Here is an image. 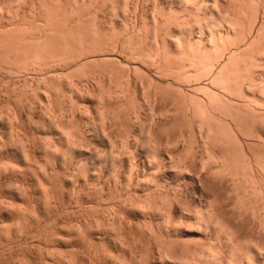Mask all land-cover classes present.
I'll list each match as a JSON object with an SVG mask.
<instances>
[{"label": "bare ground", "instance_id": "1", "mask_svg": "<svg viewBox=\"0 0 264 264\" xmlns=\"http://www.w3.org/2000/svg\"><path fill=\"white\" fill-rule=\"evenodd\" d=\"M35 1L39 6L32 4L38 8L31 4L29 14L23 10L31 21L25 14V21L22 17L17 24H11L13 27L8 25L9 29L0 25L6 29L0 28V75L6 74L11 79L5 80V90L0 93L5 104L1 107L0 101V126L10 130L6 133L9 138L3 136L13 141L8 145L14 141L22 144L24 137L20 135L24 132V136L27 133V138L30 137L27 129L31 127L47 128V131L58 128V132L64 133V136L60 134L61 140L65 137L67 149L74 150L79 158L65 155L73 153L63 152L64 147L59 152L61 158L71 157L67 158L71 162L63 161L66 164L62 169L76 163L72 174L75 179L70 181L76 182L82 176L83 186L79 190L84 192L85 201L78 190L76 204L85 203L86 207L76 220L74 212L56 208L63 202L56 193L57 170L48 160L52 154L57 157L56 149L61 151L55 145L58 139H53V147L50 142L46 144L52 147L48 150H43V146L51 138L41 142L43 157L48 152L51 154L50 158L40 155L44 159L41 163L46 165L43 167L41 159L32 157L29 149L22 150L27 148L25 137V147L20 145L24 152L21 157L25 158L22 162L30 165L33 158L34 164L35 161L41 164H36L37 167L47 169V162L51 169L54 165L50 178L55 185L48 179L49 169L44 176L42 168L32 166L33 163L30 166L34 169L28 166L29 171L34 170L31 172L35 178L41 174L36 185L42 187L43 180H49L50 188L45 184L46 189L43 187L41 192L44 204L40 203L44 206L40 213L34 208L38 204L31 205L32 196L30 199L25 194L27 186L20 184L21 191L10 189L13 190L10 194H16L22 201L17 202V208L11 207L10 202L5 212L17 209L14 212L22 220L10 218L13 225H18L13 226L17 230L10 229L12 224L0 226L2 229L8 226L5 232L16 231L12 239L10 231L5 239L9 242L0 246L3 253L0 264L5 250L11 251L14 245L21 247L28 239L36 240L35 233L38 237L45 231L43 226L56 224L63 214V222L69 225H66L68 238L84 244L86 255L83 253L79 259V253L80 256L59 252L57 255L54 251V255L46 252L47 255L35 258L10 255L11 259L6 256L4 262L8 259L12 264H264V0H147L151 1L149 16L143 15V8L142 14H138L140 0H79V4L77 0ZM129 2L134 16L132 20L128 17L131 23L125 18L129 14ZM19 3L13 9L14 16L17 13L15 19L21 9L16 6ZM171 3H176L179 9H173L177 6L171 7ZM106 6H109V18L107 14L101 17ZM7 7L11 13L12 8ZM34 75L39 81L33 86ZM56 77H59L57 82ZM75 77L79 79L75 81ZM58 82L61 85L57 88ZM63 82L71 88L68 93L61 88ZM73 93L81 103L72 98ZM68 99L72 117L79 111L84 116L90 115L92 103L95 105L97 114L88 117V124L92 125L89 133L83 134L69 120L72 130L67 131L68 125L66 130L61 129ZM33 114L40 116L34 119ZM38 135V139L33 136L40 142L41 134ZM33 136L28 141H34ZM5 139L3 142L0 138V146L9 142L5 143ZM84 140L91 146L99 141L106 149L95 157V148L93 153L84 150ZM8 145L5 146L11 147ZM82 157L91 161L90 174L84 170L86 160ZM12 167L13 171L18 170L16 176L25 168ZM35 167L39 174H35ZM23 172V179L18 177L20 183L26 178ZM8 181L6 185L11 187ZM23 201L31 207L25 209ZM13 220H17L15 224ZM124 221L127 229L122 227ZM132 233L142 242L137 247L140 255L131 250L136 247L131 245ZM54 235L51 233L49 237ZM57 236L59 239L60 235ZM110 243L129 255L125 251L124 255H119L121 251L117 255L107 254L105 250ZM153 243L157 246L156 255H150Z\"/></svg>", "mask_w": 264, "mask_h": 264}, {"label": "rangeland", "instance_id": "2", "mask_svg": "<svg viewBox=\"0 0 264 264\" xmlns=\"http://www.w3.org/2000/svg\"><path fill=\"white\" fill-rule=\"evenodd\" d=\"M2 1H3V0H0V3H1L0 5L3 6V8H2V6H0V9L2 10V13H0V18H1V19H0V25H1L2 27H6V28H8V25H9V27H10L11 24H13V25H14V24H17V22H20L21 20L24 19V15L29 11L32 2H34L33 4H37V3H36L37 1H35V0H32V1H31V0H30V1H29V0H25V2L27 1V2L29 3V5H28V3H27V4L24 3V4H26V6H25V5L23 4L24 1L22 2V5H21V3L17 2V1L14 2V1L11 0V1L14 3V4H13V7H12V5H11L12 2H11V1H10L11 3L9 2L10 5H8L9 3L6 5V3H7L8 0H4L5 2L3 1V3H5L6 6H4V4L2 3ZM47 1H48V0H47ZM70 1H71V0H70ZM75 1H76V0H75ZM142 1H144V2L146 1V2H145V3H144V2L141 3ZM20 2H21V1H20ZM30 2H31V3H30ZM76 2L78 3L79 0H77ZM150 2H151V1L140 0V6H139V9H138V10H140V12L138 11V14H139V15H141L142 13H143L144 16H145V14H146L147 16L150 15V13H151V7H150L151 3H150ZM15 3H16V4H17V3L20 4V6H18L19 4L16 5L18 8L21 7V9L19 8V9H18L19 11H17L19 14H18V17H16V19H15V16L17 15V13H16V15L14 16V13L16 12V11H14V10L17 9V8L15 9V7H14V6H15ZM33 4H32V6H33ZM78 4H79V3H78ZM144 4H146L147 6H146V5L144 6ZM171 4H173V3H171ZM174 4H175V6H174ZM174 4L171 5V7H176V6H177L176 3H174ZM23 5H24L25 7H28V8H25ZM37 5L39 6V2H38ZM131 5H132V4L129 2V12H128L129 14L125 16V18H127L126 21H127V22L130 21V23H131L132 18L134 19V16H133V9H132ZM141 5H142V7H141ZM7 6H9L10 8H12L11 13H10V10H7V9L5 8V7H7ZM22 6H23V9H22ZM35 6H36V5H35ZM35 6H33L34 9H35V8H38V6H36V7H35ZM9 7H7V8H9ZM4 8L7 10V12L9 11V14H11L10 16L8 15L7 12H4V11H6V10H4ZM10 8H9V9H10ZM24 8H25V9H24ZM108 8H109V6H106V7H105V12H104L103 14H101V17H103L102 15H104V14H105V15H104L105 17H106V14L108 15L106 18H109V17H110V15H109V14H110V13H109L110 11H107ZM142 8L144 9V10H143L144 12L142 11ZM13 9H14V10H13ZM173 9H179V7L177 6L176 8H173ZM20 10H21V11H20ZM23 10L26 12L25 14H24V11H23ZM26 10H27V11H26ZM131 10H132V11H131ZM141 11H142V13H141ZM149 11H150V12H149ZM12 12H13V13H12ZM22 12H23V13H22ZM106 12H107V13H106ZM130 12H131V14H132L133 17H132V16L130 17ZM148 13H149V14H148ZM6 14H7V15H6ZM12 14H13V17H12ZM21 14H22V15H21ZM28 14H29V12H28ZM28 14H26V17H25V18L29 20V16H28ZM1 15H2V16L4 15V16L2 17ZM5 15H6L7 17H6ZM19 15H20L21 17H20ZM4 17H5V18H4ZM8 17H10V19H9ZM22 17H23V19H22ZM128 17L131 18V20H129ZM36 18L38 19V17H36ZM26 19H24V21H25ZM30 19H32L31 16H30ZM37 19H35V20H37ZM11 20H12L13 22H12ZM16 20H17V21H16ZM19 20H20V21H19ZM28 20H27V21H28ZM8 21H9V23H8ZM15 21H16V22H15ZM27 21H26V22H27ZM29 21H31V20H29ZM14 22H15V23H14ZM130 23H129V24H130ZM13 25H11V26L13 27ZM1 26H0V28H1L2 30H6V29L2 28ZM10 28H11V27H10ZM8 29H9V28H8ZM197 31H198V30L195 29V31H194L195 34H196ZM193 36H196V35H193ZM137 65H138V64H137ZM141 69L145 70V67H141ZM57 71H59V70L57 69ZM60 72H61V71H60ZM58 73H59V72H58ZM56 74H57V73H56ZM3 76H4V77H3ZM56 76H57V75H56ZM5 77H6V78H5ZM36 77H37V76L34 75V76H33V79L31 78V80L34 81V82L32 83L33 86L37 84V83L35 84L36 81H37V82L39 81V78H36ZM8 78H9V77H8L6 74H2V73H1V75H0V84H1V85H0V88H1L0 93H1V92H4L5 87H6V86L4 85V84H5V80H6V79L8 80ZM56 78H58V80L56 79V82L59 81V77H56ZM19 79H22V78H19ZM36 79H37V80H36ZM76 79L78 80L79 78H78V77H77V78L75 77L74 80L77 81ZM10 80H11V79L9 78V81H10ZM3 81H4V83H3ZM9 81H7V82H9ZM12 81H14V79H12ZM12 81H11V82H12ZM21 81H22V80H20V82H21ZM61 81H63V80H60V82H61ZM60 82L56 83V85H57L56 87H57V88L60 87V85H61ZM59 84H60V85H59ZM3 85H4L5 87H3ZM63 85L66 86V87H64ZM187 85H188V84H187ZM67 86H68V85L66 84V82H63L61 88H65V91L68 93V92L70 91L71 88L69 89V87H67ZM184 87L187 88L186 85H185ZM61 90H62V89H61ZM56 92L58 93L59 91H56ZM75 94H76V93H73V95H74L75 97L72 95V98H74V100L77 101V103H78V102H80L81 100H79V99H80V98H78L79 96L77 97V94H76V95H75ZM1 95H2V94H0V96H1ZM58 95H59V94H58ZM1 98H3V96H1ZM1 98H0V101L2 102V99H1ZM77 99H78V100H77ZM86 101H88V100H86ZM1 102H0V103H1ZM66 102H67V100H66ZM66 102H65V106H64V107L67 109V110L65 109V112H64V113H65L64 115H65L66 118H65V120H64L65 123L63 122L65 125L62 124L61 129H65V130H66V128H67L66 125H68V128H69V129L67 128V131H68V130L71 131V130H72V129H71V126L74 125V124L76 123L77 126H78V128H79V129H78L79 131H81L83 134H84L85 132H86V133H89L90 129H92V128H91L92 125L90 126V125L88 124V123H89V122H88V121H89V118H88V117H89L90 115H91V116H92V115L94 116L95 114H97L96 112H94V110H95V109H94V108H95V105H93V103H92L91 106L94 107V108H93V110H90V111L93 112V113L91 112L90 115H88V116L85 115V116H84V113H81L80 111H79L78 113H81V114H78V113H77L78 110H77V111L75 112V114L77 113V115H74V117H72V116H73V113H71L72 110L70 109L71 107H70V105H69V104H70V103H69V99H68V102H67V103H66ZM2 103L4 104V102H2ZM2 103H1V107H2V106L5 107V104L2 105ZM80 103H81V102H80ZM88 103H89V101H88ZM85 104H86V102H85ZM66 105H67V106H66ZM89 105H90V104H89ZM4 109H5V108H4ZM91 109H92V108H91ZM82 111L84 112V110H82ZM95 111H96V110H95ZM94 113H95V114H94ZM70 114H71L72 116H71ZM82 114H83V115H82ZM37 115H38V114H36V115L33 114V115H31V117L34 116L33 118H34V119H35V118L37 119V117L40 116V115H38V116H37ZM76 116H77V118H75ZM82 116H84V118H83ZM71 117H72L73 119H72ZM86 117L88 118V120H87ZM39 118H40V117H39ZM94 118L97 119L98 117L95 116ZM67 120L70 121V124H72L71 126H70V124H69V121H67ZM81 120H82V121H81ZM86 120H87V121H86ZM84 121H85V122H84ZM78 122H79V123H78ZM76 124L73 126L74 128H75ZM82 124H83V125H82ZM63 125H64V128H63ZM85 125H87V126L85 127ZM88 125H89V126H88ZM0 127H1V128H0V134L2 135V136L0 135V138H1V139L3 140V142H4L5 137H7V136H8L7 138L10 137V135H7V134L10 132V130L8 131L7 127H5V129H4V128H3L4 126H0ZM73 127H72V128H73ZM89 127H90V128H89ZM84 128H86V129H84ZM29 129H30V130H29ZM29 129H27L28 131H30V133L27 131V132L29 133L28 136L32 137L33 135H36V138L38 139V137H39L38 134H41V135H40V138H39V139H41V141L39 142L37 139H36V140H37V141H36V140H35V136H33V137H34L33 140L36 141V142H35L36 144H33L34 141H32V142L28 141V140H31L32 138L28 137V138H30V139H28V138H27V133H26V136H24L25 133L23 132V133H24V134H23V133L21 132V133L23 134V136H22L21 133H20V134H21L20 136H21V138L24 137V138H23L24 140L22 139L24 142L26 141V140H25V137L27 138V141H26V143H25V144H26L25 146H27V148H22V150L24 151V150H26V149H29V150H27V151H29V154L32 153V154H31L32 157H34L35 159H36V158H37V159H41V160H39L40 163H41L42 161L44 162V159H43V158H47V157H45V156H48V158L51 157V154H50L47 150L50 149L51 146L53 147V145H54V141H53V139H58V140H56V144H55V145H56V148H59L60 150H61V149L63 150V148L65 147L66 150H63V152H65V151H72L71 153H73V154H69V152H67L68 154H67L66 152H65L66 154H65V153H64V154H65V155H69V156H72V155H73V158L75 157V158H77V159H75V158H74V159H75V160H78L79 157L77 156V154H75L76 152H75L74 150H68V149H67L68 146L66 145L67 143H66V142H63V141L65 140V137L63 138V139H64L63 141L61 140V137L64 136L65 134H64V133H61V131H59V132H60V133H59V132L57 131L58 128L56 129V131H57L58 133H57L56 131H54L55 129H53V131H52L51 128H50L48 131H47V128H46V129H42V130H41V128H38L37 130H35V128L33 129V127H31V128H29ZM2 130H3L4 133L2 132ZM6 130H7V131H6ZM32 130H34V133H33ZM44 130H45V132H44ZM59 130H60V129H59ZM78 130H77V131H78ZM38 131H40V133H39ZM49 131H51V132H49ZM84 131H85V132H84ZM87 131H88V132H87ZM43 132H44V133H43ZM47 132H48V133H47ZM52 132H53V133H52ZM6 133H7V134H6ZM31 133H33V134H31ZM49 133H51L50 136L53 135V138L49 136ZM54 133H55V136H56V137L60 136V138H54V137H55V136H54ZM56 133H57V134H56ZM73 133H74V132H73ZM5 134H6V135H5ZM47 134H48V136H47ZM60 134H61V135L63 134V135L61 136ZM4 135H5V137H3ZM31 135H32V136H31ZM42 135H44V136H42ZM45 135H46L47 137H46ZM72 136H73V135H72ZM42 137H46V138H42ZM7 138L5 139V143H6V141L8 140ZM48 138H49V139L51 138V139L49 140ZM43 139H44V140H45V139L49 140V141H46V140H45V142H47V143H45L44 146H43V144H42V143H44V140H43ZM10 140H11V138H10ZM15 140H16V138H15ZM8 141H9V140H8ZM23 141H22V142H23ZM42 141H43V142H42ZM52 141H53V144L51 143ZM61 141H62V142H61ZM65 141H66V140H65ZM11 142H13V141H9V142H7L5 145H8V143H11ZM14 142H15V143H13L14 145H13V144H12V145H13V147L15 146V148H13L11 144H9V145H11V147H10L9 145H8L9 147H7V146L3 145V143H2V145L0 146L1 149L3 148L2 151L0 152V171H2V172H0V176H1V179H0V187L2 186L1 189H0V196H1V197H0V200H3V201H0V206H1V207H0V214H1V215H0V220L3 219L2 221H0V226H1V225H2V227L5 226V225H6L5 223H7V224L10 225V224H12V220H11V219H14V220H15V219H18V216H17L16 213H15V212L17 211V209L14 210L13 208H11V209H13V210H10V208H9L8 210L13 211V212H12V213L9 212L8 214H6L5 211H7V208H6V207H8V206L10 207V204H9L10 202L13 203V205L11 204V207H15V206H17L18 203H20V202L22 201V200H21V201L18 200V198L15 196L16 194H14L13 192H12L13 194H10V192L13 191V190H10V189H14V190H15V189H16V190L18 189V190L21 191V190H22V187H21L20 184H23V185H22L23 187L27 186V189H26V188H23L24 190H25V189L27 190V191H26L27 193H26L25 191H22V192H25V194H27V195L29 194V198L32 196V197H31L32 199L30 198L31 201H32V202H31L32 207H33V206H36V205L38 204L36 207H34V208H37V210H38V211H36V209H35L36 213H40L39 211H40V210H41V211L43 210V209H42V206H44V205H43V204H44V202H43V201H44V198L42 197V196H43V195H42L43 193H41V192L43 191V187H45V186H44L45 184H46V186H47L48 188H50V185H48V184H49V183H48V182H49L48 179L51 180L50 177H53V176H52V175H53L52 170H53L54 168L57 170V171H56L57 174H58L59 172H60V173H59L58 175L56 174V178L58 177L57 180H56V182L54 181L53 178H52L51 182L53 181V182H55V184L57 185V186H56V191H57L56 193H58L57 196H60V197H61V201L63 202V205H60V207H58L59 204H57V205H56V208L61 209V208L64 207L68 212H70V213L74 212L75 214H74L73 216H75V220H76L77 215H78V214H79V215L81 214V213H80L81 210H85L86 204H85V203H81V204H79V205L76 204V198H78V196H79L78 194H79L80 192H81V193H80V197L84 199L83 201H85V197H83V196H84V192H82L81 190H79V188L83 186V184H82V183H83V182H82L83 179H81L82 176H81V178H80V177H79V178L77 177L79 180L76 179V180H75L76 182H74V181L71 182V181H70V180H72L71 178L75 179V177L72 176V174H74V173H73V168L76 169V167H77V166H74L76 163L73 165V163H74L75 160L72 158V160H73V161H72V165H73V166H71V165L68 166V164H67L66 167H65L66 169L63 170L62 168H63V166H65V164H66V163H63V161H64V162H65V161H66V162H67V161L69 162V161H70L69 159H71V157H68V156H67V157L65 158V155H64V157H63L64 160H63V158H61L63 155L61 156V153H59V152H62V150H61V151H58V150L56 149V155H57V157H56V156L54 157V155L52 154V156H53V157H51L52 159H49V160L47 159L48 162L52 161L51 164L53 163V164L55 165V167H54V165H52V169H51V165H50V163H48L47 160L45 159V160H46L45 162H47V165H48V166L50 165L49 168H48V166H47V169H49V173H48V171H46V170H47L46 168L37 167L38 165H36V164H40V163H38V161H35L36 163L34 164V163H33L34 161L32 160L33 158L30 159V160H31L30 165H32L31 163H33L32 166H36V167L39 168V169L42 168V169H40V170H41V174H42V170H43V174H42V175L46 176V175H45V172L48 173V175H47V176H49L48 179L45 178V179L43 180V181H44V182H43L44 185H42L43 183H41V182H42V181H41L42 179H39V181H40V183H41V185H42V187H41V186L36 185V184H37V181H38L37 178H39V176L41 175V174H39V173H40V172L38 171L39 169L36 170L37 168L35 167V172H36L35 174H39V175H37L38 177L36 176V178H35V176H33L34 174H32V172H31V171H34V170H33L34 167H32V166H30V165H26V164H28V163H26L25 165H24V163H23L24 160H25V158H24V157H21V156H23L22 154L24 153V152L22 153L21 146H22V145L24 146V144H23L24 142L22 143V142H21V139H20V142H21L22 144L18 143L19 141L17 142L18 144L16 143V141H14ZM27 142H28V143H27ZM29 142H30V143H29ZM41 142H42V143H41ZM49 142H50L51 146L46 145V144H49ZM58 142H59V143H58ZM84 142H85V143H84ZM0 143H1V140H0ZM40 143H41V144H40ZM82 143H83L82 145H84V146H83L84 150H89V151L91 150V152H92L94 148L96 149V150L93 151V152L96 151V153H94V156H95V157L99 154V152H100V154H101V153H102L101 151L103 150V148L106 147L105 143H104L105 147H103V146H102L103 144H101V143L98 144L99 141H95V142H94L96 145H95L94 143H91L92 146H91L90 144H88V143H90V142H88V141L86 142V140H84ZM15 144H16L18 147H17ZM58 144H59V145H58ZM61 144H62V145H61ZM63 144H64V145H63ZM20 145H21V146H20ZM37 145H38V147H37ZM45 145H46L47 147H46ZM60 145H61V148H60ZM94 145H95V147H93ZM97 145H98V147H97ZM3 146H4V147H3ZM19 146H20V148H19ZM25 146H24V147H25ZM35 146H36V147H35ZM42 146H43V150H44V148H47V150H45V153L48 152L46 155H44V157H43V154H42L44 151H43V152L41 151V150H42V149H41ZM34 147H35V148H34ZM52 147H51V149H52ZM85 147H86V148H85ZM101 147H102V148H101ZM12 148H13V149H12ZM16 148H17V151H15ZM88 148H90V149H88ZM7 149H8V151H6ZM32 149H33V150H32ZM36 149H37V150H36ZM38 149H39V150H38ZM98 149H99V150H98ZM105 149H106V148H105ZM20 150H21V151H20ZM97 150H98V152H97ZM100 150H101V151H100ZM115 150H116V149H115ZM27 151H26V152H27ZM32 151H33V152H32ZM34 151H35V152H34ZM36 151H37V152H36ZM49 151H51V150H49ZM6 152L8 153V155H7ZM93 152H92V153H93ZM103 152H104V151H103ZM1 153H2V154H1ZM21 153H22V154H21ZM57 153H59V154H57ZM20 154H21V155H20ZM27 154H28V153H27ZM29 154H28V156H30ZM34 154H35V156H36V155H37V156L35 157ZM41 154H42V157H43V158L40 156ZM62 154H63V153H62ZM75 155H76V156H75ZM31 156H30V157H31ZM38 156H40L41 158L38 157ZM8 157H9V158H8ZM30 157H27L28 160H29ZM95 157H94V158H95ZM22 158H24V159H22ZM54 158H55V159H54ZM67 158H69V159H67ZM82 158H83V160H84V159L87 158V157L85 156V158H84V157H82ZM37 159H36V160H37ZM53 159H54V160H53ZM66 159H67V160H66ZM2 160H3V161H2ZM8 160H9V162H8ZM10 160H11V162H10ZM22 160H23V162H22ZM30 160H29V161H30ZM85 160H86L85 165H86V164H87V165H86V166L83 165L85 168H84V167H82V168H84V170L86 169V170L89 171V172L87 171L88 173H86V174H90V173H91L90 171H91V169H92V167H91V165H90L91 161H88V162H87V160H90V159H85ZM6 161H7V162H6ZM19 161H21V163H20ZM32 161H33V162H32ZM53 161H54V162L56 161V162L54 163ZM5 162H6V163H5ZM25 162H26V161H25ZM27 162H28V161H27ZM43 162H42V163H43ZM59 162H60V163H59ZM70 162H71V161H70ZM70 162H69V163H70ZM4 163H5V164H4ZM8 163H10V164H8ZM13 163H14V164H13ZM15 163H16V164H15ZM22 163H23V164H22ZM42 163H41V164H42ZM6 164H7L9 167H8ZM12 164H13V165H12ZM17 164H18V166H17ZM19 164H20V165H19ZM41 164H40V165H41ZM45 164H46V163H45ZM63 164H64V165H63ZM2 165H4L5 168H7V169H3L4 167H3ZM14 165H15V168L17 167L16 169H20V167H22V168L25 167L26 169H25V168H24V170L20 169L19 172H18V175L16 176L15 173H17L16 171H18V170L13 171L14 168H13L12 166H14ZM40 165H39V166H40ZM89 165H90V167H89ZM19 166H20V167H19ZM26 166H27V167H26ZM28 166L32 167L33 169H32L31 171H29L31 168L28 169ZM41 166H43V164H42ZM92 166H93V165H92ZM1 167H2V170H1ZM11 167H12L13 169H10ZM43 167H46V165H44ZM53 167H54V168H53ZM8 169H9L10 171L12 170L14 173H13L12 171L10 172ZM50 169H51V170H50ZM60 169H61V170H60ZM67 169H68V171H67ZM89 169H90V170H89ZM6 170H8V172H7ZM21 170H22V171H21ZM27 170H28V171H27ZM44 170H45V171H44ZM59 170H60V171H59ZM23 171H24V172H23ZM58 171H59V172H58ZM3 172H4V173H3ZM5 172H7V173H5ZM9 172H10V175L8 174ZM21 172H23V173H22L23 175H24V173H25L24 176H25L26 178H24V180L21 181V183H20V181H19L20 179H19V178H21V180L23 179V178H22V175H21ZM27 172H28V174H27ZM29 172H30V173H29ZM37 172H38V173H37ZM50 172H52L51 175H50ZM76 172H77V170L75 171V173H76ZM83 172H85V171H83ZM11 173H12V174H11ZM13 174H15V176H13ZM26 174H27V176H26ZM63 174H64V175H63ZM69 174H70V175H69ZM81 174L83 175L82 172H81ZM81 174H80V175H81ZM7 175H8V176H7ZM11 175L13 176V178L11 177ZM30 175H31V176H30ZM67 175H68V176H67ZM24 176H23V177H24ZM28 176H29V177H28ZM64 176H66L67 178L64 177ZM78 176H79V175H78ZM5 177H6V179H5ZM15 177H16V178H15ZM18 177H19V178H18ZM30 177H31V178H30ZM32 177H33V178H32ZM59 177H60V178H59ZM2 178H3V179H2ZM17 178H18V179H17ZM41 178H44V177L41 176ZM68 178H69V179H68ZM14 179H15L16 181H15ZM36 179H37V180H36ZM66 179H67L68 181H67ZM8 180H10V181H8ZM12 180H13V181H12ZM46 180H47V182H46ZM58 180H59V181H58ZM7 181L9 182L8 184H10V185H12V186H13L14 183H15V184L19 183V184H17L18 186L14 184V187L11 188L12 186L10 187L9 185H6V184H7ZM25 181H26V182H25ZM61 181H62V182H61ZM11 182H12V184H11ZM16 182H17V183H16ZM22 182H23V183H22ZM53 182H52L51 184H52V185H55ZM70 182H71V184H70ZM73 182H74V183H78V184H75V185H74V184H72ZM38 183H39V182H38ZM40 183H39V184H40ZM59 184H61V185H59ZM80 184H81V185H80ZM19 185H20V186H19ZM32 185H34L35 188H34V186H32ZM52 185H51V186H52ZM7 186H8V187H7ZM16 186H17V187H16ZM36 186H37V187H36ZM72 186H73V187H72ZM18 187H19V188H18ZM38 187H40L42 190H41L40 188H38ZM60 187H61V189H60ZM62 187H63V188H62ZM71 187H72V188H71ZM76 187H77V188H76ZM8 188H9V189H8ZM69 188H70V189H69ZM73 188H74V189H73ZM30 189H31V190H30ZM35 189H36V190H35ZM39 189H40L41 191H39ZM45 189H46V187H45ZM58 189H59V192H58ZM66 189L68 190V192H67ZM80 189H81V188H80ZM54 190H55V189H54ZM73 190H74V191H73ZM78 190H79L80 192H79ZM85 190H86V188H85ZM36 191H37L38 193H37ZM77 191H78L79 193H78ZM18 192H19V191H18ZM35 192H36V193H35ZM73 192L77 193V197H76V194H75V193H74V196L72 197V193H73ZM30 193H31L32 195H31ZM40 193H41V194H40ZM59 193H61V194H59ZM12 195H13V196H12ZM33 195H34V196H33ZM37 195H38V196H37ZM41 195H42V196H41ZM70 195H71V196H70ZM10 196H11L12 198H11ZM14 197H15V198H14ZM36 197H37V198H36ZM38 197H39V198H38ZM40 197L43 198V201H42V198H40ZM60 197H57V198L60 199ZM29 198H28V196H27L26 199L29 201V200H30ZM35 199H36V200H35ZM27 200H26V201H27ZM34 200H35V201H34ZM81 200H82V199H81ZM19 201H20V202H19ZM41 201H42V202H41ZM2 202H3V203H2ZM17 202H18V203H17ZM40 202L43 203L42 206H41V203H40ZM62 202H61V203H62ZM25 203H26V202H25ZM25 203H24V201H23V206H25ZM32 203H35V205H33ZM39 203H40V204H39ZM1 204H2V205H1ZM21 205H22V204H21ZM31 205L29 204L30 207H31ZM19 206H20V205H18V207H19ZM26 206H27V205H26ZM26 206H25V209L29 207V206H27V207H26ZM61 206H62V207H61ZM15 208H17V207H15ZM20 208H21V207H20ZM34 208H33V209H34ZM43 208H44V207H43ZM5 209H6V210H5ZM23 209H24V207H23ZM39 209H40V210H39ZM14 211H15V212H14ZM1 212H2V213H1ZM13 213H14V216H15V215L17 216V218H16V216H15V217L13 216L14 218L12 217ZM82 213H83V211H82ZM11 214H12V215H11ZM62 214H63V213H62ZM8 215H9L10 217L7 218ZM26 215H28V213H27ZM2 217H3V218H2ZM61 217H62V219H61V218H58L59 221H58V222L56 221V224H54V225H53V224H49L48 226H45L46 229H45L44 226L42 227L45 231L42 230V231H41V234L38 232L40 235H38V233H37V235H38V237H40V239L36 236V233H35L34 239H36L37 241H36V240H33V239H32L33 241H32L31 239H28L29 241H30V240L32 241V242L27 241V242H28V243H27L28 245H27V244H23L21 247H20V246H19V247H18V246L16 247V246L14 245L11 251H7V250H5L6 253H4V254H6V255H5V257H4L3 259L5 260V259L7 258L6 256L10 257V255H15V256L17 255V257H18V256L20 257L21 255H26L27 257H32V256H33V257L35 258L36 255H47V253H48L49 255H51L54 251H55V252H54L55 254H57V253L59 252L60 255H61V254H62V255H63V254H64V255H74V254L76 255V254L79 253V254L81 255V257H79V259L82 258L83 253H84V255L87 254V251H86L87 248H86V246H85L84 244H80L81 242H78V241L75 242V240L72 241V240L74 239L73 237L70 238V239L68 238V236H67V235H68V234H67V233H68V227H66V225H67L66 223H67V222H66V223L63 222L64 214H63ZM4 218H5L7 221H6ZM10 218H11V219H10ZM73 218H74V217H73ZM10 220H11V221H10ZM14 220H13V223L15 224L17 220H16V221H14ZM18 220H20V219H18ZM21 220H22V219H21ZM21 220H20V221H21ZM5 221H6V222H5ZM20 221H19V223H20ZM19 223H18V224H19ZM122 223H123L124 225H123ZM122 223H121V225H123L122 227H124V228L127 229L128 225L126 224V222L124 221V222H122ZM3 224H4V225H3ZM63 224H65V226H64ZM55 225H56V226H55ZM60 225H62V226H60ZM13 226H18V225H13V224H12V226H11V225L9 226L10 229H12V228H13V230H14V228L16 229V227H13ZM67 226H69V225H67ZM6 227H8V226H6ZM6 227H4L5 229L3 228L4 230H3L2 228H0L1 231H2V232L0 231V242H1V243H0V246H1V247L5 246L6 243L9 242V241L6 242L5 239L7 240L8 236H9L8 233H10L11 230L9 231V228H8L7 231H9V232H5ZM54 227H55V228H54ZM61 227H62V228H61ZM17 228H18V227H17ZM52 228H53L54 230H51ZM64 228H67V230L64 229ZM60 229H61V230H60ZM63 229H64V230H63ZM16 230H17V229H16ZM40 230H41V229H40ZM51 231H52V232H51ZM54 231H55V232H54ZM63 231H64V232H63ZM3 232H4V233H3ZM13 232H14V233H13ZM15 232H16V231H11L12 234H10V237H11L10 239H12V237H13L14 234H15ZM42 232H43V233H42ZM2 233H3V234H2ZM5 233H7L8 235H6ZM49 233H50V234L53 233V236H55L54 234H56V237L51 236V237H53V239H51V237H49V236H50ZM62 233H63L64 235H63ZM1 234H2V235H1ZM43 234H44V235H43ZM48 234H49V235H48ZM58 234L61 236V237L59 236V239H58V236H57ZM4 235H5V238H4ZM65 235H66V236H65ZM131 235H133V238H134L135 241H136L138 237L135 236V234H133V233H132ZM2 236H3V237H2ZM41 236L44 237V238L47 237L48 239L46 238V239L44 240V239H42ZM134 236H135L136 238H135ZM35 237H36V238H35ZM62 237H63V238H62ZM66 237H67L69 240H68ZM49 238H50L51 240L54 241L53 244H52L53 241H52V242H51V241L49 242V240H50ZM56 238H57V239H56ZM61 238L63 239V241L65 240V241H64V244L62 243L63 241H62ZM131 238H132V236H131ZM133 238H132L133 241H131V242H133V244H131V245H133L132 247H135V246H136V247H135L136 249H135V248H132L131 245H130V247L132 248L131 250H132L133 254L137 252L135 255H140V254H139V251L137 250V247L140 248L139 246H142V242H139V241H141L140 239H138L139 241L137 240L138 242H137V241L135 242ZM10 239H9V240H10ZM41 240H42V241H41ZM46 240H47V242H45ZM58 240H60V241H58ZM67 240L69 241V243H67V242H68ZM4 241H5V242H4ZM40 241H41V242H40ZM70 241H71V242H70ZM55 242H56V244H55ZM65 242H66V243H65ZM134 242H135V243H134ZM4 243H5V244H4ZM44 243H45V244H44ZM49 243H51L52 246H51ZM76 243H78V244H76ZM72 244H73V245H72ZM134 244H135V245H134ZM136 244H137V245H136ZM47 245H48V246H47ZM49 246H50V247H49ZM71 246H72V247H71ZM79 246H80V247H79ZM1 247H0V248H1ZM22 247H23V248H22ZM26 247H27V248H26ZM45 247H47V248H45ZM53 247L56 248V249H54ZM156 247H157V246H156L154 243L151 245V251H152V252H150V255H153V254L156 255V254H157V248H156ZM19 248H20L21 250H20ZM28 248H29V249H28ZM48 248H49V249H48ZM81 248H82L83 250H85V252L82 251ZM1 249H2V248H1ZM13 249H14V250H13ZM24 249H25V250H24ZM39 249H42V250L39 251ZM46 249H47V250H46ZM50 249H51V250L53 249L52 252H50V251H51ZM120 249H121L120 247L117 248V246H115L113 243H110V244L108 245V247L106 248L105 251H106L107 254L110 253V255H117V253H118L119 251H121V252H120L121 254H119V255H124V254H122V253H123L125 250L122 251V250H120ZM16 250H17V251H16ZM23 250H24V251H23ZM43 250H44V251H43ZM48 250H49V252H48ZM57 250H58V251H57ZM76 250H77L78 252H77ZM134 250H135V251H134ZM0 251H2V250H0ZM26 251H27V252H26ZM56 251H57V252H56ZM72 251H74V252H72ZM81 251H82V252H81ZM8 252H9V253H8ZM18 252H19V253H18ZM39 252H40V254H39ZM46 252H47V253H46ZM64 252H65V253H64ZM67 252H68V253H67ZM41 253H42V254H41ZM54 253H53L52 255H54ZM59 253H58L57 255H59ZM70 253H71V254H70ZM151 253H152V254H151ZM1 254L3 255V253H0V258H1ZM79 254H78V255H79ZM126 254L129 255V252H128V251H125V255H126ZM133 254H132V255H133ZM80 255H79V256H80ZM12 257H14V256H12ZM84 257H85V256H84ZM84 257H83V258H84ZM34 258H33V259H34ZM3 259H2V260H3ZM9 259H11V257H10ZM31 259H32V258H31ZM79 259H78V260H79ZM85 259H87V258L85 257ZM2 260H1V261H2ZM4 260L2 261V264H5V263L7 264V261L9 262L8 259H7L5 262H4ZM16 261H17V260H16ZM3 262H4V263H3ZM10 262H11V260H10ZM10 262H9V264H12V263H10Z\"/></svg>", "mask_w": 264, "mask_h": 264}]
</instances>
